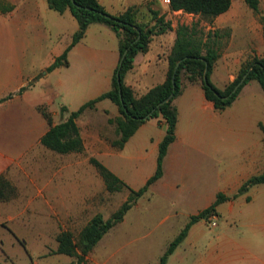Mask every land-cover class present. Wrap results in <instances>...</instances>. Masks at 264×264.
<instances>
[{"label": "crops", "instance_id": "0c3cea01", "mask_svg": "<svg viewBox=\"0 0 264 264\" xmlns=\"http://www.w3.org/2000/svg\"><path fill=\"white\" fill-rule=\"evenodd\" d=\"M104 1L99 3L107 11ZM125 1L126 5L111 15L134 8L141 23L154 25L153 12H158L172 28L152 37L149 50L136 55L133 68L124 77V83L139 98L167 79L168 56L176 41V30L180 25H190L187 16L191 14L171 11L164 0ZM231 1V8L208 27V42L212 39L217 48L219 36L229 35L228 45L220 49L223 54L210 77L219 89L236 79L244 54L264 56V0H258V12L245 0ZM56 13L48 0H0V177L10 181L7 175L13 168L43 163L48 175L42 190L44 195L68 196L69 190H77L79 179H84L87 151L89 161L98 159L128 186L139 190L157 170L160 144L167 130L160 118L148 119L123 148H117L113 142L119 136L115 125L108 120L120 118L121 113L115 103L105 99L95 108L87 109L76 121L84 151L59 154L41 143L50 125L39 108L44 106L51 112L54 125L66 121L85 103L111 90L121 59L116 32L105 24L93 23L85 37L68 52L69 66L49 72L48 68L71 45L79 28L78 22L67 18L70 17L67 15L73 17L69 10L58 16ZM67 22L73 24V31L68 33L62 30ZM180 85L181 91L173 101L178 113L176 140L164 158L162 177L151 185L138 204L146 200L154 204L158 196L192 189L197 197L205 199L202 209L192 214L197 215L209 208L219 193L232 196L250 178L264 173L260 171L264 165V91L258 82L251 81L230 107L218 111L206 99L201 82H192L182 74ZM257 97L263 108L253 101ZM63 107L68 111L62 113ZM96 114L100 115L101 126L93 119ZM42 154L48 157L41 159ZM53 155L65 157V163L58 164V158L54 160ZM214 166L225 167V181L215 194L197 192V179H206L207 169ZM230 166L236 169L231 171ZM236 245L239 252L235 256L208 253L195 257L192 264L235 261L264 264V240L258 244L260 251L253 255L246 240Z\"/></svg>", "mask_w": 264, "mask_h": 264}, {"label": "rangeland", "instance_id": "374dc122", "mask_svg": "<svg viewBox=\"0 0 264 264\" xmlns=\"http://www.w3.org/2000/svg\"><path fill=\"white\" fill-rule=\"evenodd\" d=\"M123 1L105 0L108 13L114 14L121 9L127 3ZM67 16H70L67 17L69 20L71 18L77 22L71 15ZM187 20L196 38L202 39L207 48H214L220 57L223 54L220 49L228 45L229 35L224 33L219 36L217 48L212 39L208 42L210 22L194 14L187 16ZM72 25V22H67L62 30L71 32ZM248 56L253 54H244L241 65ZM256 100L253 101L261 106V99L257 97ZM93 119L97 125H102L100 115L96 114ZM82 127L86 129L87 126L82 123ZM114 129L111 132L114 133ZM57 156L53 155L52 158H58V164H64L65 157ZM43 157H48V154L40 156L45 159ZM230 169L232 171L236 166H230ZM260 171L264 172V165L260 166ZM226 174L224 166L209 167L206 179H197L199 186L196 191L215 194L225 181ZM7 176L15 191L9 188L11 193L6 192L10 198L0 201V264H160L170 242L185 228L191 215L202 209L201 203H204V198L197 197L192 189H179L166 196H158L154 204L147 200L138 204L139 199L136 203L139 206L110 230L87 257L79 259L82 256L80 249L75 256L56 253L59 233L71 231L78 242L81 231L95 215L101 214L105 220L111 219L129 199L130 192L127 189L109 192L89 161L87 151L84 179H79L77 190H69L68 196L44 195L42 190L48 175L43 163L15 167ZM239 191L229 194L232 196L221 193L226 199L218 206L217 212L190 228L187 237L168 257L166 264H192L195 257L208 253L235 256L239 252L236 243L244 240L251 244L252 255L260 251L258 244L264 240V184L250 187L248 192ZM51 204L58 207L51 208ZM163 219L166 220L158 224ZM212 220L217 226H212ZM231 264H237V261Z\"/></svg>", "mask_w": 264, "mask_h": 264}, {"label": "trees", "instance_id": "16d2710c", "mask_svg": "<svg viewBox=\"0 0 264 264\" xmlns=\"http://www.w3.org/2000/svg\"><path fill=\"white\" fill-rule=\"evenodd\" d=\"M170 2L169 8L171 11H183L188 14L200 15L202 19L210 23L219 15L227 12L232 5L231 0H170ZM245 2L255 12H258V0H245ZM48 4L52 10L60 14H64L69 10L79 25L78 30L73 35L71 45L48 68L49 72L62 66H69L68 52L85 37L89 26L93 23H101L111 27L119 38L120 57L126 51L127 54L123 59L122 67L115 70L111 90L85 103L77 111L72 112L66 121L54 125L51 112L46 108H39L50 125V130L41 140L42 145L59 154L84 151L83 139L76 121L87 109L95 108L98 102L105 99L115 103L121 113L120 118L108 120L110 124L115 125L116 133L119 136V139L113 142V145L117 148H123L139 127L150 118H160V122H164L167 127L166 135L160 144L156 173L139 190H134L128 186L98 159H90L91 164L102 177L109 192H120L127 189L130 192V197L111 219L105 220L101 214L95 215L92 221L81 231L78 242H76L71 231H61L59 233L56 253L75 256L77 250L80 249L82 256H79V259H84L110 230L124 220L137 201L149 191L151 185L162 177L164 158L168 148L176 140L178 113L173 101L181 91L182 74H185L192 82H201L206 99L214 104L216 110L223 111L234 103L241 90L251 81L258 82L264 91V56H248L242 63L236 79L226 88L219 89L210 79L219 59L218 52L207 48L202 39L196 38L193 28L180 25L176 30L175 44L168 56L167 79L164 83L157 85L137 98L133 90L124 83V77L133 68L136 55L149 50L152 37L172 29L171 24L165 21V17H159L158 12H153L156 20L155 24H144L138 20L136 9L129 8L120 15H111L99 3V0H75V4L72 0H48ZM262 23L264 25V17ZM179 62L181 63L176 73V88L173 90L172 79ZM118 72L120 83L118 82ZM205 75L206 81L204 80ZM245 75H247V78L242 86L235 93H232L235 86ZM171 94H174L173 98L169 102L161 104ZM153 110L155 111L153 112ZM61 111L63 113L68 109L63 107ZM259 184H264V173L250 178L243 184L239 192H247L250 187ZM9 188L13 192L15 191L8 180L0 177V201H6L10 198ZM224 199H226L225 195L219 193L216 201L209 208L190 217V221L185 228L170 242L166 252L161 257L160 264H166L168 257L175 252L187 237L190 228L198 221L214 215Z\"/></svg>", "mask_w": 264, "mask_h": 264}, {"label": "water", "instance_id": "95a60500", "mask_svg": "<svg viewBox=\"0 0 264 264\" xmlns=\"http://www.w3.org/2000/svg\"><path fill=\"white\" fill-rule=\"evenodd\" d=\"M72 2L75 4V0H72ZM126 54H127V51L123 54V56L121 57V59H120V62H119V65H118V70L122 67V62H123V59H124V57L126 56ZM180 63L181 62H179L178 64H177V66H176V68H175V72H174V75H173V79H172V82H173V90H175V88H176V73H177V70H178V68H179V66H180ZM117 76H118V82L120 83V74H119V72L117 73ZM246 78H247V75H245L243 78H242V80L235 86V88H234V90H233V92L232 93H235L241 86H242V84L244 83V81L246 80ZM204 80L206 81L207 80V78H206V75H205V77H204ZM215 94H217V93H215ZM173 96H174V94H171L170 96H169V98H167L164 102H162L161 104H163V103H166V102H169L172 98H173ZM160 104V105H161ZM155 110H153V112H154ZM151 115V114H150ZM149 117V116H148ZM147 117V118H148ZM146 118V119H147Z\"/></svg>", "mask_w": 264, "mask_h": 264}, {"label": "built area", "instance_id": "2783aa9c", "mask_svg": "<svg viewBox=\"0 0 264 264\" xmlns=\"http://www.w3.org/2000/svg\"><path fill=\"white\" fill-rule=\"evenodd\" d=\"M164 3L169 6L171 2L170 0H164ZM213 219H216V217H214ZM212 226H217V223L214 220H212Z\"/></svg>", "mask_w": 264, "mask_h": 264}]
</instances>
